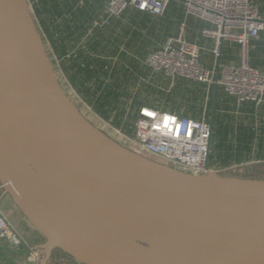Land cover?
Returning a JSON list of instances; mask_svg holds the SVG:
<instances>
[{
  "label": "water",
  "instance_id": "95a60500",
  "mask_svg": "<svg viewBox=\"0 0 264 264\" xmlns=\"http://www.w3.org/2000/svg\"><path fill=\"white\" fill-rule=\"evenodd\" d=\"M29 0H0V183L82 264H264V180L194 176L98 130L58 82ZM211 125V123H210Z\"/></svg>",
  "mask_w": 264,
  "mask_h": 264
},
{
  "label": "crops",
  "instance_id": "0c3cea01",
  "mask_svg": "<svg viewBox=\"0 0 264 264\" xmlns=\"http://www.w3.org/2000/svg\"><path fill=\"white\" fill-rule=\"evenodd\" d=\"M106 1L47 0L43 5L41 18L52 25L50 32L64 57L62 70L82 102L128 133L133 132L141 105L205 118L211 123V138L212 133L219 137L216 147L210 138L208 167L225 177H255L258 165H264V100L239 102L219 85L207 87L190 78L167 77L144 63L147 53L176 36L183 24V37L198 47L200 62L211 68L213 41L201 33L211 24L187 14L179 0L170 1L162 15L129 6L119 17L109 18ZM250 1L264 17V0ZM220 60L238 65L240 45L223 41ZM247 62L264 72V31L249 40ZM25 253L0 240V264H25Z\"/></svg>",
  "mask_w": 264,
  "mask_h": 264
},
{
  "label": "built area",
  "instance_id": "2783aa9c",
  "mask_svg": "<svg viewBox=\"0 0 264 264\" xmlns=\"http://www.w3.org/2000/svg\"><path fill=\"white\" fill-rule=\"evenodd\" d=\"M172 0H107V17H119L132 6L151 15H162ZM187 14L208 21L210 28L201 33L213 41V66L205 67L198 58V47L185 40L180 25L176 36L150 50L144 58L147 67L167 77H186L204 83L207 87L221 86L239 102L264 100V72L249 66L247 47L249 40L264 31V17L250 0H179ZM223 41L240 45V63H221ZM58 62V58L53 56ZM69 87L71 85L67 83ZM76 102L105 125L110 137L130 151L148 157L176 170L200 176L214 172L207 165L211 138V125L205 119H192L171 112L160 111L145 105L137 110L132 133L113 123H106L91 107L84 104L71 87ZM84 111V112H85ZM101 128V127H100ZM0 240H5L14 251L26 250V264H40L39 246L33 245L9 220L0 208Z\"/></svg>",
  "mask_w": 264,
  "mask_h": 264
},
{
  "label": "rangeland",
  "instance_id": "374dc122",
  "mask_svg": "<svg viewBox=\"0 0 264 264\" xmlns=\"http://www.w3.org/2000/svg\"><path fill=\"white\" fill-rule=\"evenodd\" d=\"M28 4H29L30 8H32L31 13H32V16L34 18L32 4L30 1H28ZM40 36L42 38L47 57L49 58L54 71H57L59 73L58 82L60 83L61 87L65 91L66 95L70 97V99L77 106V108L83 114V116H85V118H87L98 130L103 132L107 137H110L109 133L105 129L106 126L100 124L99 126L101 128L98 127L97 126V124H98L97 120H94L93 117L89 116L86 112H84V108L76 102V99L74 98V95L71 91V87H69V85L67 84L69 81L67 79L66 73H64V71L62 70L61 61L58 60V62H56V60L53 59V56L56 57V55H54V53L52 52V50L50 48L49 41H47L46 37H43L41 34H40ZM105 122L106 123H109V122L112 123L111 121H107V120ZM218 138L219 137L217 134L212 133L211 143H213L214 146H215V141H217ZM258 166L259 167L256 168V170L254 171L255 177H253V178L264 179V165H261V166L258 165ZM0 208L2 209L3 213L9 218V220L17 227V229L20 230L21 233L26 237L28 242H30L31 244L36 245V246H39L40 244H42L44 242L43 236L25 220L23 214L16 207L12 198L6 192H4V189H0ZM4 252H5V250H4ZM25 256H26V253H25ZM46 264H79V263L73 262L67 256L62 254L59 250L54 249L50 253L49 259H48Z\"/></svg>",
  "mask_w": 264,
  "mask_h": 264
},
{
  "label": "trees",
  "instance_id": "16d2710c",
  "mask_svg": "<svg viewBox=\"0 0 264 264\" xmlns=\"http://www.w3.org/2000/svg\"><path fill=\"white\" fill-rule=\"evenodd\" d=\"M29 1L31 2L32 7H33L35 23L37 25L39 33L43 37H46L47 41H49V43H50V48H51L52 52L54 53V55H56L58 60L63 63L62 59H64V57L61 54L58 53L57 46L55 44L56 40L52 37L53 33L50 32V27L52 25H50L51 23L50 24H46L44 22V20L41 18V14L43 13V7H44L43 5H46L47 0H29ZM249 179H259V178H249ZM260 180H264V179H260ZM57 250H59L62 254L67 256L73 262L80 263L77 260H75L72 256H70L68 253L62 251L61 249H57Z\"/></svg>",
  "mask_w": 264,
  "mask_h": 264
},
{
  "label": "flooded vegetation",
  "instance_id": "af4514ba",
  "mask_svg": "<svg viewBox=\"0 0 264 264\" xmlns=\"http://www.w3.org/2000/svg\"><path fill=\"white\" fill-rule=\"evenodd\" d=\"M0 189H3V187H2V185H1V183H0ZM68 262H69V261H68ZM68 262H67V263H68ZM79 264H81V263H79Z\"/></svg>",
  "mask_w": 264,
  "mask_h": 264
}]
</instances>
